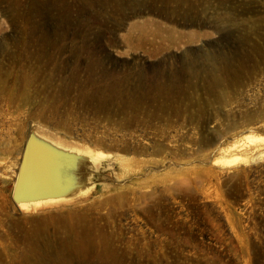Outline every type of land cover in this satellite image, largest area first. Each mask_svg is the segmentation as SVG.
Segmentation results:
<instances>
[{"label": "rangeland", "instance_id": "1", "mask_svg": "<svg viewBox=\"0 0 264 264\" xmlns=\"http://www.w3.org/2000/svg\"><path fill=\"white\" fill-rule=\"evenodd\" d=\"M30 129L90 187L14 205ZM247 134L264 0H0V264H264V156L216 162Z\"/></svg>", "mask_w": 264, "mask_h": 264}, {"label": "water", "instance_id": "2", "mask_svg": "<svg viewBox=\"0 0 264 264\" xmlns=\"http://www.w3.org/2000/svg\"><path fill=\"white\" fill-rule=\"evenodd\" d=\"M94 169L86 157L57 148L30 129L21 147L11 201L15 205L50 198H75L77 190L90 186Z\"/></svg>", "mask_w": 264, "mask_h": 264}, {"label": "bare ground", "instance_id": "3", "mask_svg": "<svg viewBox=\"0 0 264 264\" xmlns=\"http://www.w3.org/2000/svg\"><path fill=\"white\" fill-rule=\"evenodd\" d=\"M245 137L247 139H249L250 142H251L249 149L244 148V149H242L240 151H235V149H237V147L234 146V145H232L230 147H227V148H224L223 149V153H225L226 156L225 157H221L219 159H216V162L221 163V165L223 164V165H227V166H237V165H240V164H243V163H248L250 160L252 161V159L254 157L264 156V136H254V134H252V135L247 134V135H245ZM239 149H241V148H239ZM84 157H86L88 159V163H90V165L92 166L91 159H93V158L92 157H88V156H84ZM96 159L98 160L97 157H96ZM216 162H215V164H216ZM97 164H99V162ZM15 176H16V171L14 173V178H13L12 185H11V190H12L13 185H14ZM83 188L86 189L87 187H82L79 190H81ZM79 190H77V191H79ZM80 193H81V191H80ZM34 202H35V200L29 201V204L28 205L29 206H33L34 205Z\"/></svg>", "mask_w": 264, "mask_h": 264}]
</instances>
